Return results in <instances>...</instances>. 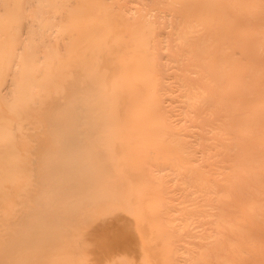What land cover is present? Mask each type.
<instances>
[{
    "label": "bare ground",
    "instance_id": "obj_1",
    "mask_svg": "<svg viewBox=\"0 0 264 264\" xmlns=\"http://www.w3.org/2000/svg\"><path fill=\"white\" fill-rule=\"evenodd\" d=\"M0 264H264V0H0Z\"/></svg>",
    "mask_w": 264,
    "mask_h": 264
}]
</instances>
